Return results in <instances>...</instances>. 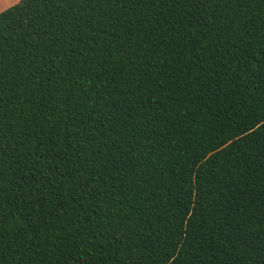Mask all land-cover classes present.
Returning a JSON list of instances; mask_svg holds the SVG:
<instances>
[{
  "label": "trees",
  "instance_id": "obj_1",
  "mask_svg": "<svg viewBox=\"0 0 264 264\" xmlns=\"http://www.w3.org/2000/svg\"><path fill=\"white\" fill-rule=\"evenodd\" d=\"M0 264H264V0L0 11Z\"/></svg>",
  "mask_w": 264,
  "mask_h": 264
},
{
  "label": "crops",
  "instance_id": "obj_2",
  "mask_svg": "<svg viewBox=\"0 0 264 264\" xmlns=\"http://www.w3.org/2000/svg\"><path fill=\"white\" fill-rule=\"evenodd\" d=\"M17 0H0V11L5 9L6 7L12 5Z\"/></svg>",
  "mask_w": 264,
  "mask_h": 264
},
{
  "label": "rangeland",
  "instance_id": "obj_3",
  "mask_svg": "<svg viewBox=\"0 0 264 264\" xmlns=\"http://www.w3.org/2000/svg\"><path fill=\"white\" fill-rule=\"evenodd\" d=\"M17 1H19V0H17ZM17 1H16V2H17ZM16 2H15V3H16ZM13 4H14V3H13ZM1 11H2V10H1Z\"/></svg>",
  "mask_w": 264,
  "mask_h": 264
}]
</instances>
